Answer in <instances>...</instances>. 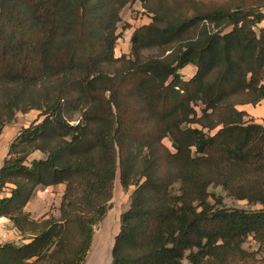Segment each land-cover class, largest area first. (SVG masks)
Masks as SVG:
<instances>
[{"label":"trees","instance_id":"trees-1","mask_svg":"<svg viewBox=\"0 0 264 264\" xmlns=\"http://www.w3.org/2000/svg\"><path fill=\"white\" fill-rule=\"evenodd\" d=\"M136 1L153 18L116 59ZM184 1L0 0V132L14 110L42 119L0 168V218L30 240L0 264H85L117 180L135 190L112 264H238L249 237L264 246V119L239 110L264 103V0ZM60 185V220L34 221L36 191ZM212 186L261 209L212 204Z\"/></svg>","mask_w":264,"mask_h":264},{"label":"rangeland","instance_id":"rangeland-1","mask_svg":"<svg viewBox=\"0 0 264 264\" xmlns=\"http://www.w3.org/2000/svg\"><path fill=\"white\" fill-rule=\"evenodd\" d=\"M192 3L189 0H185L182 3V7L190 9ZM264 12V10H263ZM153 18V14L150 13L148 9L141 2H131L129 3L120 13L121 22L117 25V36L118 45L115 53V58H120L123 55L129 56L132 50V35L135 29L149 24ZM264 28V24L259 27ZM150 55H161L160 51H153ZM196 70L193 68H187L182 72L184 79L188 80L193 77ZM0 96H2L0 94ZM0 97V103L4 102V98ZM1 106V104H0ZM240 111L247 112L248 119L252 118L257 123H263L264 119V104L260 105L258 108H239ZM2 112V111H1ZM41 112L39 110H29L21 111L14 110V115L12 121L9 124L4 125L2 131L0 132V149L2 153L0 154V167L4 164V161L8 160V153L10 151L11 145L15 142L18 136L21 134L22 130L29 128L33 123L42 122L39 121ZM80 117L72 123V125H77ZM202 118V114L199 113V117ZM8 121V120H6ZM4 121V122H6ZM195 128L198 126L195 125ZM165 144L171 148V143L169 140L165 141ZM5 158V160H3ZM44 156L41 153H36L31 157L34 159H43ZM64 190L66 191V185H64ZM49 188L40 187L33 199L31 200L32 205L29 209L25 211L30 214L34 221L49 220L51 218L55 220H60L61 218V206L63 203L64 193L53 191L51 193L48 191ZM56 190V189H55ZM135 188L131 187L125 190L120 181L115 182V190L113 200L109 203L107 209V216L104 221L94 228V237L92 241V246L87 254L85 264H112V250L115 244V238L118 236L120 231V217L123 213L127 212L131 205V195L133 194ZM9 193V192H6ZM211 195L210 202L215 204V198H223L224 205L228 209H241V210H259L261 207H254L248 204L246 201H237L228 196L227 192L221 187L212 186L209 189ZM55 194V197H52ZM2 197H5L4 195ZM38 197V198H37ZM110 205H113L112 209H109ZM25 236L17 237L23 240L14 243L15 246L21 247L30 243V240H25ZM29 238V237H26ZM23 241H26L25 243ZM243 249L250 254V258H244L238 260V264H264V246L261 247L253 237H249ZM183 264H190L188 260H185Z\"/></svg>","mask_w":264,"mask_h":264},{"label":"built area","instance_id":"built-area-1","mask_svg":"<svg viewBox=\"0 0 264 264\" xmlns=\"http://www.w3.org/2000/svg\"><path fill=\"white\" fill-rule=\"evenodd\" d=\"M17 237H20V233L13 223L7 218H0V246L14 244L23 240ZM23 242L25 243L26 241Z\"/></svg>","mask_w":264,"mask_h":264},{"label":"crops","instance_id":"crops-1","mask_svg":"<svg viewBox=\"0 0 264 264\" xmlns=\"http://www.w3.org/2000/svg\"><path fill=\"white\" fill-rule=\"evenodd\" d=\"M264 104V103H263ZM250 106H245V107H242V108H249ZM260 107V106H259ZM258 108V107H257ZM2 149H0V154L2 153ZM3 160H5V158L3 159ZM1 168V167H0ZM64 187V185H60V186H57V187H51V188H49L48 189V191H50L51 193H53V191H58V192H61V193H64L65 192V188H63ZM56 189V190H55ZM55 197V194H52V197ZM38 198V197H37ZM32 205V202H30L29 203V205H28V207H27V209H29V207Z\"/></svg>","mask_w":264,"mask_h":264},{"label":"water","instance_id":"water-1","mask_svg":"<svg viewBox=\"0 0 264 264\" xmlns=\"http://www.w3.org/2000/svg\"><path fill=\"white\" fill-rule=\"evenodd\" d=\"M6 163V160L4 161V164ZM113 208V205H110L109 209H112Z\"/></svg>","mask_w":264,"mask_h":264}]
</instances>
